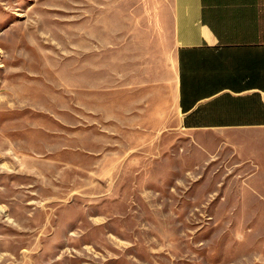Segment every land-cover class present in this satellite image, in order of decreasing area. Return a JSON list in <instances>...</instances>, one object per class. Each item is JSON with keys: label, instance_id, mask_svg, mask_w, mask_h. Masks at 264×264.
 I'll return each instance as SVG.
<instances>
[{"label": "rangeland", "instance_id": "obj_1", "mask_svg": "<svg viewBox=\"0 0 264 264\" xmlns=\"http://www.w3.org/2000/svg\"><path fill=\"white\" fill-rule=\"evenodd\" d=\"M169 4L0 0V264H264L238 188L136 73Z\"/></svg>", "mask_w": 264, "mask_h": 264}, {"label": "crops", "instance_id": "obj_2", "mask_svg": "<svg viewBox=\"0 0 264 264\" xmlns=\"http://www.w3.org/2000/svg\"><path fill=\"white\" fill-rule=\"evenodd\" d=\"M167 9L148 37L138 31L148 48L136 73L156 84L160 108H174L184 155L238 188L264 253V0H170Z\"/></svg>", "mask_w": 264, "mask_h": 264}]
</instances>
